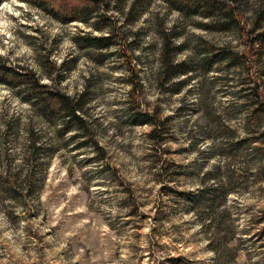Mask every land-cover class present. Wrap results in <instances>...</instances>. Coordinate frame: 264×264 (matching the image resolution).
<instances>
[{
    "label": "rangeland",
    "instance_id": "obj_1",
    "mask_svg": "<svg viewBox=\"0 0 264 264\" xmlns=\"http://www.w3.org/2000/svg\"><path fill=\"white\" fill-rule=\"evenodd\" d=\"M262 33L264 0H4L0 264H264Z\"/></svg>",
    "mask_w": 264,
    "mask_h": 264
},
{
    "label": "trees",
    "instance_id": "obj_2",
    "mask_svg": "<svg viewBox=\"0 0 264 264\" xmlns=\"http://www.w3.org/2000/svg\"><path fill=\"white\" fill-rule=\"evenodd\" d=\"M3 1L4 0H0V5L3 3ZM90 1H92V0H90ZM46 3H49V2H46ZM60 9V8H59ZM58 9V10H59ZM90 15H92V13L90 14ZM90 15H89V17H90ZM69 17H71V16H69ZM68 21H75V20H78V18H75V17H71V18H66ZM88 19V18H87ZM264 36V33H262L261 34V36ZM57 102L58 103H60L61 105H66V106H68V107H70L71 106V103H69L68 101H66V99H62L61 97H58V100H57ZM72 111V113H71V116L73 115L74 117H76V118H78V116H77V113H79L80 112V108L79 107H76V108H74L73 110H71ZM65 117H70V114H68V115H66ZM144 122H155V121H153L152 119H146V120H144ZM156 123V122H155ZM156 127H158V123H156ZM157 132H158V130H156V128H155V131H154V134H157Z\"/></svg>",
    "mask_w": 264,
    "mask_h": 264
}]
</instances>
